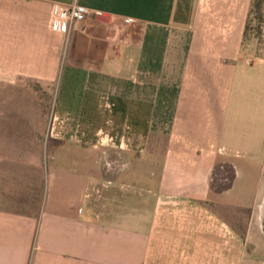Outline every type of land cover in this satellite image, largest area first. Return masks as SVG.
I'll use <instances>...</instances> for the list:
<instances>
[{
    "label": "crops",
    "instance_id": "crops-1",
    "mask_svg": "<svg viewBox=\"0 0 264 264\" xmlns=\"http://www.w3.org/2000/svg\"><path fill=\"white\" fill-rule=\"evenodd\" d=\"M204 1L0 0V264H264V57L243 43L252 0H236L246 10L216 41ZM76 3L91 17L52 30L54 5ZM38 86L54 95L50 141L123 152L128 178L161 185L105 192L79 157L78 170H48L36 212L7 208L8 162L42 139ZM217 171L232 172L219 193L236 190V209L251 211L240 233L209 203Z\"/></svg>",
    "mask_w": 264,
    "mask_h": 264
},
{
    "label": "rangeland",
    "instance_id": "rangeland-1",
    "mask_svg": "<svg viewBox=\"0 0 264 264\" xmlns=\"http://www.w3.org/2000/svg\"><path fill=\"white\" fill-rule=\"evenodd\" d=\"M244 4L245 2L236 0H232L231 2L227 0H205L202 2L200 4V9L201 16H203L204 19L201 22L207 26V30L209 28V31L204 33V35L207 36L205 40H223V32H220L218 35L219 29H223L224 24H226V26L230 24L235 25L236 22L234 23L232 21H234L235 18H239L238 16L241 11L243 12L246 10V8L243 9ZM248 7H250V4ZM223 11L226 12V15ZM248 11L247 21L250 15L249 8ZM250 20L251 28L249 29L248 37L243 40L246 47L245 49L251 56L264 57V26L262 27V36L256 38L255 30L257 28V23L252 19ZM220 23L222 24L219 25ZM236 32L232 33L233 41L236 39ZM31 89L38 93V95L40 94V108L41 111H43V114L40 113L39 115L41 130L35 131V133L42 137V139L38 141L39 145L24 144L22 147H19L22 150L21 158L16 161L8 162V169L18 171V173L15 177V184H7L1 187V191H3L5 195L4 205L7 206V208L12 211L23 213L36 212L33 208L37 206V203L42 202L45 196L46 174L48 170L50 171L53 167L56 169H70L71 167L74 170H78L79 162L77 159L79 157L84 158L81 165L83 166V163L84 165L86 164L88 175L93 176L94 180L98 181L96 187L101 188V190L105 192L110 193L111 187H116L119 189L120 195L126 196L130 195L132 190H135L133 186H136L137 189L140 186H148L156 189L161 185L159 178L156 177L150 179L139 177L128 178L127 172L132 170V167L129 165V162L126 161V157H122L124 155L122 154L123 152L93 145L86 147L75 144L64 145L58 141V143L54 144V142L50 141L47 132V126L53 115V105L51 102H53L54 95L53 99L51 96L44 95L43 89H41L40 86L32 87ZM30 133L29 130L18 131L17 135H21L24 139H29L27 136ZM30 156H36L37 161L28 159ZM74 160L77 162H73ZM135 163L136 162H133V164ZM140 164H149L148 168L157 172V166L155 167L154 165L158 163L140 162ZM142 170L146 173L149 172V170H146L144 167ZM229 173L232 174V172L227 171H217L215 173L216 178L213 190H215L216 193L215 191L212 192L211 202L209 203L212 205L213 210L222 214H230L229 221L232 222L233 228L240 233V230L245 228L247 220L249 221L251 211L236 209L237 206L234 204V200L237 197L236 190L232 192L230 198H228L229 196L225 193H219L218 190L226 189L229 183V179L223 181L221 175L223 174L228 177ZM92 180V178H89V185H95ZM5 181L10 182L12 179H4V182ZM244 181L245 185L242 187V190H244L245 193H243L241 197L251 199L254 196V194H251L253 189L251 177ZM97 188H95V191L98 190ZM252 248L253 245L248 243L247 251L249 253L252 252ZM234 249L233 247V250ZM259 253H264V251L260 250Z\"/></svg>",
    "mask_w": 264,
    "mask_h": 264
},
{
    "label": "built area",
    "instance_id": "built-area-1",
    "mask_svg": "<svg viewBox=\"0 0 264 264\" xmlns=\"http://www.w3.org/2000/svg\"><path fill=\"white\" fill-rule=\"evenodd\" d=\"M91 17V11L84 6L73 4L70 6L54 5L50 27L55 32L68 34L72 28L79 24H83ZM134 19H126V24H133Z\"/></svg>",
    "mask_w": 264,
    "mask_h": 264
},
{
    "label": "trees",
    "instance_id": "trees-1",
    "mask_svg": "<svg viewBox=\"0 0 264 264\" xmlns=\"http://www.w3.org/2000/svg\"><path fill=\"white\" fill-rule=\"evenodd\" d=\"M250 19L257 23L256 38L262 36V27L264 26V0H252L249 20L247 21L244 37H248L250 27Z\"/></svg>",
    "mask_w": 264,
    "mask_h": 264
},
{
    "label": "water",
    "instance_id": "water-1",
    "mask_svg": "<svg viewBox=\"0 0 264 264\" xmlns=\"http://www.w3.org/2000/svg\"><path fill=\"white\" fill-rule=\"evenodd\" d=\"M96 18H98L100 21H106V17L105 16H97Z\"/></svg>",
    "mask_w": 264,
    "mask_h": 264
}]
</instances>
